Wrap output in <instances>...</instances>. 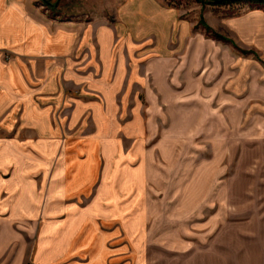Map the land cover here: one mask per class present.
Instances as JSON below:
<instances>
[{"label": "rangeland", "instance_id": "obj_1", "mask_svg": "<svg viewBox=\"0 0 264 264\" xmlns=\"http://www.w3.org/2000/svg\"><path fill=\"white\" fill-rule=\"evenodd\" d=\"M68 1L73 2L30 0L51 16ZM159 1L178 14L188 45H179L178 66L157 73L147 66L143 82L138 75L144 68H130L131 111L108 115L109 128L114 119L116 130L106 133L118 135L117 147L94 148L86 139L68 147L73 144L69 137L58 148L67 153L66 183L85 170L92 151L97 153V174L104 183H98L99 197L111 181L107 172H113L116 206L103 207H112V217L99 211L98 239L87 235L89 227L78 248L51 259V264H264V5ZM1 53L5 66L14 53ZM85 93L102 101L97 92L66 90L69 96ZM102 117L88 122L84 115L69 136L95 134ZM128 121L130 136L124 132ZM88 123L92 129L85 130ZM19 151L27 153L25 163L31 167L29 173L16 175L34 183L36 219L8 226L6 209L0 206V264H40L28 249L33 237L38 254L36 221L44 218L41 208L50 199L45 188L52 185L59 157L55 151L43 163L30 148ZM82 194L74 208L87 212L93 207L91 193ZM73 197L66 196L61 205L68 208L77 201ZM137 223L145 234L140 243L129 227Z\"/></svg>", "mask_w": 264, "mask_h": 264}, {"label": "crops", "instance_id": "obj_2", "mask_svg": "<svg viewBox=\"0 0 264 264\" xmlns=\"http://www.w3.org/2000/svg\"><path fill=\"white\" fill-rule=\"evenodd\" d=\"M62 7L61 12L51 16L35 8L30 0H0V206L6 209L7 225L24 221L32 224L36 219L34 183L28 177L25 180L16 175L19 171L29 173L31 167L25 163L27 153L21 155L19 150L30 148L43 163L51 160L55 151L59 157L60 167L54 172L52 185L45 188L50 199L41 208L44 218L36 221L38 254L33 237L28 249V254L36 255L40 264H51V259L78 248L89 227L87 235L93 239L95 234L94 240L98 239V213L112 210L103 209L104 206L115 205L113 172H107L106 179L111 181L107 180L106 194L99 197L98 183H104L97 174L98 154L92 151L86 157L85 170L66 183L67 153L58 148L69 137L73 144L68 147L81 139L92 141L94 148L100 144L117 147L118 135L106 133L107 129L116 130L114 119L109 128L108 115L131 111L134 97L129 89L130 68H144L143 75H138V81L143 82L147 66L156 68L155 71L178 66L182 56L179 45H188V35L178 14L159 0H73ZM4 50H11L14 56L2 66ZM68 88L97 92L102 101L86 93L81 97L69 96ZM98 114L103 117L94 129L95 134L69 136L68 132L79 125L84 115L89 122ZM89 125L84 129H92ZM137 126L140 130L141 124ZM130 129L128 121L124 126L128 136ZM89 192L93 207L78 212L74 208L78 195ZM68 195L77 201L67 208L61 203ZM108 214L104 218L112 225L114 221ZM65 215L69 217L62 221L60 217ZM141 226H129L139 235V243L145 236ZM139 243L134 248L137 256Z\"/></svg>", "mask_w": 264, "mask_h": 264}, {"label": "trees", "instance_id": "obj_3", "mask_svg": "<svg viewBox=\"0 0 264 264\" xmlns=\"http://www.w3.org/2000/svg\"><path fill=\"white\" fill-rule=\"evenodd\" d=\"M197 1L204 2L206 4L218 5V6L228 5V4H233V3L234 4L245 3L249 5L258 4L260 6L264 5V0H197ZM46 4L50 5L49 2H46ZM217 38L222 39L221 36H217Z\"/></svg>", "mask_w": 264, "mask_h": 264}]
</instances>
